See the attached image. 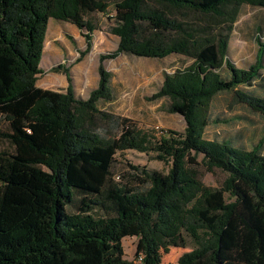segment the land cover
Returning a JSON list of instances; mask_svg holds the SVG:
<instances>
[{"label":"trees","instance_id":"16d2710c","mask_svg":"<svg viewBox=\"0 0 264 264\" xmlns=\"http://www.w3.org/2000/svg\"><path fill=\"white\" fill-rule=\"evenodd\" d=\"M244 5L264 8V0H0V119L8 128L0 138L9 144L0 150V264H131L124 238L137 239L140 264H162L161 252L183 248L184 235L195 248L175 264H264V133L243 143L246 121L264 122V44L246 69L227 57ZM109 10L114 56L191 62L166 75L155 96L169 97L183 117V134L168 131L177 138L155 142L125 119L118 137L101 136L97 121L119 127L97 107L112 97L101 64L85 100L60 65L64 93L36 86L48 20L85 31L88 48L97 29L90 16ZM209 125L215 137L205 139ZM124 150L154 152L170 168L133 166L129 181L117 182L114 157ZM192 153L227 175L222 188L203 184Z\"/></svg>","mask_w":264,"mask_h":264},{"label":"rangeland","instance_id":"374dc122","mask_svg":"<svg viewBox=\"0 0 264 264\" xmlns=\"http://www.w3.org/2000/svg\"><path fill=\"white\" fill-rule=\"evenodd\" d=\"M112 10L108 15L95 14L90 16L97 25V29L90 35V46L86 47V32H80L74 26L50 18L45 34L44 48L37 76L36 86L41 89L64 93L68 85L64 71L56 69L59 65L69 71L71 84L77 97H89L99 82L98 66L101 64L108 72L109 88L112 97L110 100H99L97 107L101 113L109 114L117 119L118 126H111L108 122L97 121V132L106 138L118 137L122 130V121L127 120L136 130L149 136L153 141L184 133L186 123L182 116L172 112V101L169 97H155L162 88L166 75H172L176 70H182L190 65V61L177 55L164 59L138 58L134 56L115 55L119 39L110 33L114 22ZM259 39V40H258ZM259 43L264 44V8L250 5L242 6L237 22L234 24L231 37L228 41L227 57L238 68L246 69L254 63ZM227 114L243 115L237 108L229 110ZM252 121V122H250ZM246 121V141H257V137L264 133V122L250 118ZM215 127V126H214ZM234 128H238L235 124ZM216 128V127H215ZM8 130L6 123L0 119V131ZM175 134H169V132ZM215 129L211 125L204 131L205 139L214 138ZM247 146V145H244ZM9 149V144L0 138V150ZM198 163L196 169L204 185L219 188L223 187L227 175L215 167H209L201 155H190ZM155 170L166 174L170 168L168 159L158 160L154 152H138L124 150L116 153L112 167L114 178L126 183L127 177L133 171L131 167ZM124 176V179H122ZM231 201L229 195H225ZM70 211H73L71 208ZM183 248H170L166 253L161 252L162 264H175L184 253L195 248L191 239L184 235ZM136 238H124L122 246L124 260L131 264H140L135 258Z\"/></svg>","mask_w":264,"mask_h":264},{"label":"crops","instance_id":"0c3cea01","mask_svg":"<svg viewBox=\"0 0 264 264\" xmlns=\"http://www.w3.org/2000/svg\"><path fill=\"white\" fill-rule=\"evenodd\" d=\"M80 98H81V99H84V100L86 99L85 97H84V98H83V97H80Z\"/></svg>","mask_w":264,"mask_h":264},{"label":"built area","instance_id":"2783aa9c","mask_svg":"<svg viewBox=\"0 0 264 264\" xmlns=\"http://www.w3.org/2000/svg\"><path fill=\"white\" fill-rule=\"evenodd\" d=\"M140 259V258H139Z\"/></svg>","mask_w":264,"mask_h":264}]
</instances>
